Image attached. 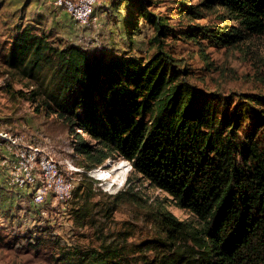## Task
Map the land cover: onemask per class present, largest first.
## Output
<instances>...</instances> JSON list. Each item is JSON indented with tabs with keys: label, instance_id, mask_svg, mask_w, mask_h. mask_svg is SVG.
Wrapping results in <instances>:
<instances>
[{
	"label": "trees",
	"instance_id": "trees-1",
	"mask_svg": "<svg viewBox=\"0 0 264 264\" xmlns=\"http://www.w3.org/2000/svg\"><path fill=\"white\" fill-rule=\"evenodd\" d=\"M110 2L127 6L121 26L131 43L140 21L152 27L155 52L92 49L25 25L3 63L24 81L26 91L18 93L36 111L55 114L76 135L72 148L87 167L111 156L127 159L133 173L190 217L178 219L159 203L150 209L154 238L130 245L122 231L97 246L63 247L59 263L264 264V95L243 93L232 115V99L203 94L190 82L189 67L164 47L167 37L200 44L202 34L228 47L263 33L264 0H175L171 25L168 15L150 9L153 0ZM216 6L224 25L209 30L193 23ZM121 190L106 216L123 200Z\"/></svg>",
	"mask_w": 264,
	"mask_h": 264
},
{
	"label": "rangeland",
	"instance_id": "rangeland-1",
	"mask_svg": "<svg viewBox=\"0 0 264 264\" xmlns=\"http://www.w3.org/2000/svg\"><path fill=\"white\" fill-rule=\"evenodd\" d=\"M153 1L150 9L154 13L168 15L170 25L176 23L177 16L171 17L169 9L175 5V0ZM197 1L191 0L192 3ZM219 13L221 8L218 6L203 10L193 23L209 30L222 26L225 22ZM126 16L127 6L122 2L112 7L110 0H95L86 23L76 21L64 5L58 4V0H0V132L17 136L20 144L45 148L60 161V170L72 183L67 195L50 193L45 201L36 203L44 204L40 213H34L28 206L30 199L27 196L22 198V192L14 188V184L0 185V264H60L58 253L63 247L97 246L101 241H111L122 231L130 245L141 243L155 237L150 209L159 203L178 219L190 217L187 211L174 205L165 192L133 173L132 168L121 180L113 177L115 181L111 184L109 179L101 180L93 175L91 169L113 168L124 158L111 156L101 165L87 167L84 156L72 148L76 135L68 131L67 125L55 114L36 111L35 104L18 93L19 90L26 91L24 81L12 77L3 63L12 36L25 25L92 49L104 47L116 53L148 57L156 50L149 44L152 27L140 21L141 30L133 33L131 43L121 26ZM185 23L180 27L184 28ZM198 41L201 43L167 37L164 47L189 67L190 82L203 94L215 93L232 99L229 106L232 115H235L238 97L243 93L264 95V32L252 34L228 47L214 43L202 34ZM216 102L222 113L223 107H220L219 100ZM259 107L263 108V104ZM241 108L239 111H243L244 106ZM242 122L246 127L247 120ZM77 132L89 139L81 130ZM9 154L6 146L0 144V163L8 156V164H2L6 165L10 177L14 166ZM118 190L124 191L123 200L117 201L114 210L106 216V208Z\"/></svg>",
	"mask_w": 264,
	"mask_h": 264
},
{
	"label": "bare ground",
	"instance_id": "bare-ground-1",
	"mask_svg": "<svg viewBox=\"0 0 264 264\" xmlns=\"http://www.w3.org/2000/svg\"><path fill=\"white\" fill-rule=\"evenodd\" d=\"M94 2L90 3L89 9L79 11V5H75V1L58 0V4L64 5L69 10L72 17L81 23H86L88 21ZM0 138L3 139L1 145L6 146L8 152L13 154L11 163L14 167L10 173L8 180L9 183L16 186L27 187L30 190L32 200L35 203L45 201L50 193L57 195L61 188L65 186L66 177L59 168L60 161H58L49 151L45 150V152L49 154L45 157L39 146L20 144L19 138L8 134V132H0ZM4 159L5 158H3V161ZM9 161L10 160H6L3 163L8 164ZM114 166L115 167L113 168H93L91 169V173L98 179H109L111 184L115 179L121 180L131 168L130 162L127 159H121ZM113 177L116 178L113 179ZM68 193L69 190L67 187L63 191V194L67 195Z\"/></svg>",
	"mask_w": 264,
	"mask_h": 264
},
{
	"label": "crops",
	"instance_id": "crops-1",
	"mask_svg": "<svg viewBox=\"0 0 264 264\" xmlns=\"http://www.w3.org/2000/svg\"><path fill=\"white\" fill-rule=\"evenodd\" d=\"M10 155V158L13 159L12 155ZM9 170H6V165L0 163V185L1 186H6L9 184L8 181V177H9ZM11 186H9L8 188H10ZM7 188V187H5ZM14 188H17L18 190H20V192H22V198H26V196L30 199V201L28 202V206H30V208H32V210L34 211V213H40V208L44 205V204H36L33 202L32 197H31V193L30 190L27 187H21V186H16L14 185ZM47 204V203H45ZM42 212V210H41ZM30 213V212H29Z\"/></svg>",
	"mask_w": 264,
	"mask_h": 264
},
{
	"label": "built area",
	"instance_id": "built-area-1",
	"mask_svg": "<svg viewBox=\"0 0 264 264\" xmlns=\"http://www.w3.org/2000/svg\"><path fill=\"white\" fill-rule=\"evenodd\" d=\"M94 1L95 0H75V5H79V11H81V10H84V9H89L90 8V3H93ZM40 149H42L43 154H44L45 157L47 155H49V154H47V152H45V148L40 146ZM6 160H8V156H5V159H4L3 162H5ZM52 167H54V166H52ZM47 175H48V170H47ZM69 184H72V183L70 182L69 177H67V178H65V186H63L61 188V190L59 191V193H57L56 196H61L63 194V191L69 186Z\"/></svg>",
	"mask_w": 264,
	"mask_h": 264
},
{
	"label": "clouds",
	"instance_id": "clouds-1",
	"mask_svg": "<svg viewBox=\"0 0 264 264\" xmlns=\"http://www.w3.org/2000/svg\"><path fill=\"white\" fill-rule=\"evenodd\" d=\"M131 165V164H130ZM131 169V168H130ZM129 171V170H128ZM102 180V179H101Z\"/></svg>",
	"mask_w": 264,
	"mask_h": 264
}]
</instances>
